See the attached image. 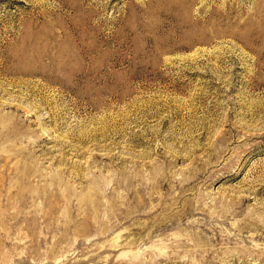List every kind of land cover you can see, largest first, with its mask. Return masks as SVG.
Segmentation results:
<instances>
[{"label":"rangeland","instance_id":"1","mask_svg":"<svg viewBox=\"0 0 264 264\" xmlns=\"http://www.w3.org/2000/svg\"><path fill=\"white\" fill-rule=\"evenodd\" d=\"M132 259L264 264V0H0V264Z\"/></svg>","mask_w":264,"mask_h":264},{"label":"bare ground","instance_id":"2","mask_svg":"<svg viewBox=\"0 0 264 264\" xmlns=\"http://www.w3.org/2000/svg\"><path fill=\"white\" fill-rule=\"evenodd\" d=\"M131 193H135L136 191H135V189H131ZM143 194V193H142ZM142 196V198H145L144 197V194L143 195H141ZM147 196V195H146ZM149 197V196H148ZM150 198H151V196H150ZM149 199V198H148ZM177 199V198H176ZM175 200V199H174ZM129 201V200H128ZM242 201H244L243 199H240L238 202H232L231 204H229V205H232V206H234V207H236V208H241L243 205H242ZM160 202V201H159ZM178 202H179V200H178ZM130 203V205H129V208H128V211H129V217H130V219L127 221V222H130V224H131V227L133 226H135L136 224H137V222L135 221V219L134 218H136V217H139V219H141V218H143V217H148V219H147V221H145V222H143L142 223V225H145V227H139V225L138 226H136V227H138L137 229H140V231H138L140 234H144V233H148V235L147 236H149V237H152L153 235H155V234H160L162 231H165V230H167V229H169V227L170 226H173L174 225V223L175 222H179V221H182V220H185V219H188L190 216H193V214H195L197 211H199V210H201V211H204V209L202 210V209H199V208H196V207H188L187 209H185V211L183 212V213H181V216H176V215H173V214H171L170 212H169V214H168V217H166L165 215L167 214V212L164 210V216H161L160 217V215H158V216H153V213L155 212V211H153L156 207H157V205H155V208L154 209H150V208H148L147 209V205H146V203H144V201L143 200H141L140 201V203L139 204H136L135 203V201H134V199L131 201V202H129ZM171 206V205H170ZM167 206H165L163 209H165ZM169 207V206H168ZM172 207V206H171ZM172 211V210H171ZM201 211H199V212H201ZM239 212L238 211H236L234 214H233V218L235 217V215H237ZM214 216V214L212 213L211 214V217H213ZM128 217V218H129ZM235 219V218H234ZM168 221V222H167ZM124 223V222H123ZM139 223V222H138ZM94 224V223H93ZM139 224H141V221H140V223ZM170 224V225H169ZM243 224L244 225H246L245 227H243V230L246 228H249L250 227V225L251 224H248V222H243ZM113 225H115V224H113ZM119 224H116L115 226H113V228L114 227H117ZM169 225V226H168ZM122 226V225H121ZM126 226H127V224H126ZM168 226V227H167ZM92 227H93V225H92ZM136 227H134V228H136ZM87 228V227H86ZM126 228V227H125ZM130 228V227H129ZM109 230H112L111 228L109 229ZM132 230H134V232H136V230L135 229H132ZM104 231V230H103ZM102 231V232H103ZM105 231H107L108 232V229L107 230H105ZM100 232V231H99ZM102 232H100V235H101V233ZM128 244V243H127ZM117 247H118V245H117ZM114 250H116V249H114ZM164 254H160V256H163ZM123 264H130V263H127V262H125V263H123ZM132 264H146V263H143V261H140V262H135L133 259H132Z\"/></svg>","mask_w":264,"mask_h":264}]
</instances>
